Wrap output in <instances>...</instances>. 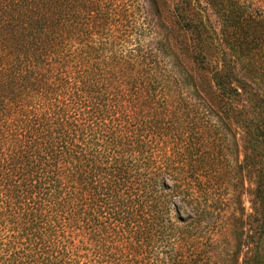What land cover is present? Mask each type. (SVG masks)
<instances>
[{
	"label": "trees",
	"instance_id": "1",
	"mask_svg": "<svg viewBox=\"0 0 264 264\" xmlns=\"http://www.w3.org/2000/svg\"><path fill=\"white\" fill-rule=\"evenodd\" d=\"M204 1L227 51L208 72L211 89L239 96L232 58L252 96L244 119L229 108L223 119L243 131L251 184L242 264H263L264 14L245 0ZM135 2L0 0V264L198 260L193 230L209 215L216 170L194 132L209 123H193L194 99L158 68L165 49L144 38ZM193 2L173 11L202 64L195 46L207 29L182 15Z\"/></svg>",
	"mask_w": 264,
	"mask_h": 264
},
{
	"label": "rangeland",
	"instance_id": "2",
	"mask_svg": "<svg viewBox=\"0 0 264 264\" xmlns=\"http://www.w3.org/2000/svg\"><path fill=\"white\" fill-rule=\"evenodd\" d=\"M237 1L244 7V0ZM178 2L179 0H137L134 7L137 9L138 22L148 24L149 33L144 38L154 46L158 42L163 44L165 50L160 54L158 68L164 69L169 85L174 86L175 81L179 80L182 83L180 88L194 99L196 110L192 115L193 123L198 124V127L203 122L209 123L206 132H194L197 140L205 141L200 146L206 156L212 157L216 170L212 180L209 215L197 218L193 230L199 251L195 264H242L246 253L244 223L251 213L248 196L251 184L244 178V171L241 169L243 131L236 123L223 119V116L225 108H229L234 114H231L232 120L240 119L235 113H240L239 116L244 119V111L249 110V99L252 96L244 97V61L239 64L231 58L229 65L235 80L232 86L239 88V96H232L230 102L219 98L211 89L208 75L210 69L220 66L222 55L227 59V51L219 35V19L204 0H192L194 10L182 11V15L195 22L200 20L207 29L198 46H195L196 53L199 49L203 55V63L195 64L192 61L188 33L181 28L173 11ZM245 3L252 13L264 14V0H245ZM201 98L210 108V116L202 107ZM197 193L198 191L194 195ZM174 203L182 210L180 217L191 215L185 204L177 200ZM171 215L172 218L175 217L173 211ZM177 225L183 226L180 223ZM191 259H186L184 264H189Z\"/></svg>",
	"mask_w": 264,
	"mask_h": 264
}]
</instances>
